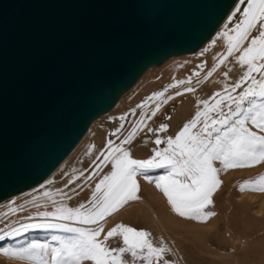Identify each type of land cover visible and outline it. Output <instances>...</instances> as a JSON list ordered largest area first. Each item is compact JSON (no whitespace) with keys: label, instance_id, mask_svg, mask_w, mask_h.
<instances>
[{"label":"water","instance_id":"water-1","mask_svg":"<svg viewBox=\"0 0 264 264\" xmlns=\"http://www.w3.org/2000/svg\"><path fill=\"white\" fill-rule=\"evenodd\" d=\"M235 0H0V201L43 182L151 66Z\"/></svg>","mask_w":264,"mask_h":264},{"label":"snow or ice","instance_id":"snow-or-ice-1","mask_svg":"<svg viewBox=\"0 0 264 264\" xmlns=\"http://www.w3.org/2000/svg\"><path fill=\"white\" fill-rule=\"evenodd\" d=\"M238 4L244 7L237 6L229 19L236 18L240 22L230 30L225 25L226 31L221 35L226 40V52L215 57V63L208 68L203 79L208 80L222 66H226L230 57L243 69L239 79L231 84L225 83L223 89L209 99L198 101L202 108L174 137L166 139H161L158 133L166 132L167 124L152 128L147 121L156 117L161 107L175 97L195 93L196 89L191 86L193 76L199 77L207 65L197 66L199 70L192 76L153 93L137 106L141 109L139 118L120 143L109 140L107 148L93 161L90 172L86 174L82 171L66 182L67 188L82 180L83 183L77 185L82 188L104 167L111 166L110 171L95 183L91 197L85 203L75 208L68 207L55 198L70 200L72 197L68 192L62 189H57L55 193L45 191L43 196L54 210L38 211L36 216L42 218L38 222L21 224L10 231L0 229L3 233L0 241L8 236H18L28 229H55L69 235H53L51 241L55 243L32 241L21 247L0 246V255L27 261L28 264H171L166 259L170 249L164 244L154 245L147 231L118 223L102 239L101 233L104 232L107 217L129 202L140 199L138 174L155 184L178 216L206 223L216 215L205 209L213 204V195L222 183L218 174L232 168L264 164V0H238ZM240 13L242 18L238 15ZM231 71L232 68L228 67L223 72L226 81ZM197 83H200L199 79ZM185 85L188 86L180 90ZM170 89H176L174 94H168ZM123 128L121 124L112 135L116 136ZM145 130L156 136V145L166 144V147L154 148L153 155L148 159H134L125 145H131L138 133ZM217 161L219 168L214 166ZM154 169L165 172L153 179L148 173ZM245 189L264 192V175L256 181L242 183L240 191ZM70 191L78 195L75 188ZM36 199L33 197V202ZM34 206L39 208L41 205L34 203ZM18 210L11 208L9 212ZM113 237H119L122 246L109 247L107 241ZM126 255L131 259H125Z\"/></svg>","mask_w":264,"mask_h":264},{"label":"rangeland","instance_id":"rangeland-1","mask_svg":"<svg viewBox=\"0 0 264 264\" xmlns=\"http://www.w3.org/2000/svg\"><path fill=\"white\" fill-rule=\"evenodd\" d=\"M243 6L244 5H242V7ZM177 109V104L161 107L156 117H154V121L151 123L152 128H158L160 124L168 125L166 132L158 133L161 139H166L170 136L174 137L175 132H173L172 124L175 121ZM167 117H171V119H167ZM107 121L101 123L99 127H114L117 122L115 117ZM122 124L124 125V128L116 136L112 135L116 129L108 131L105 134V140L102 142L103 150L107 148L106 146L109 140H112L114 143H120V140L127 135V132L132 126V112L128 113ZM155 139V135L148 133L147 131H143L138 133L131 145H125V147L129 149L132 158L148 159L153 155L152 150L154 148L159 147L162 149L166 147V144L156 145L154 143ZM142 150H146L144 151L146 154L139 157V152H143ZM89 152V148H80V150L76 152V156L74 155L73 158H71L70 161L62 168V170L60 169L56 175L49 180L52 183H49V181L43 182V184L35 186L36 188L34 187L35 189L34 191L32 190V192L24 191L16 194L17 196L14 195L9 197L0 202V207H8L11 205H8L10 202L4 204L6 200L8 201V199L11 198V203L14 201L13 199L20 198L32 200V197H36L39 200H44V198L46 199V197L43 196L45 191L55 193L57 189H62L65 190V192H68L70 190H68V188H70V186H74V184H72L67 188L65 187V184L70 179L71 174L76 173L80 168L84 169L86 174L92 170L94 160L91 158L92 156ZM86 153H88L89 157ZM214 166L219 168V162H214ZM110 169V165L104 167L102 171H100L99 175L82 188L75 186L74 188H77L76 192L78 195L72 192V199H66V201L69 202V205L75 208L78 207L79 204L85 203L91 197L95 183L98 182L102 175L107 174ZM164 172L165 170L163 169H154L150 170L148 175L155 179L156 176L163 175ZM218 175L222 183L213 195V204L205 209V211L215 212L216 215L211 217L206 223L188 220L179 216V225H181L179 226V229L181 230L176 228L179 233H172V236L174 235L173 238L176 239L180 252L182 250L181 254L182 256L184 255V261L187 264H264V192L254 191L251 189L240 191V185L242 183L245 181H256L261 175H264V164H258L253 167L232 168L227 171H221ZM136 179L140 185V191L138 192V196L140 197L139 200L143 202H151L152 204L154 203L153 205L156 210L159 211L158 209L163 206L162 202L167 203V198L159 195L154 196L149 190L151 187H155V184L149 183L148 180L144 178V175L138 174ZM45 205L48 206V203ZM136 205L131 206L126 210H121V212H119L115 217H107V222H102L104 223V232L101 233L100 238L102 239L107 231L116 224L123 223L124 225L133 227L137 230L149 232L151 234L149 238L154 245L160 246L161 244H164L157 233V230L153 227L151 222H149L150 219L147 218L145 214L144 216L141 215V212L138 210L139 206ZM6 213L10 212L6 211ZM27 213H22L26 215H22L19 218H13L12 213L10 216V214L5 215V212L0 211V229L10 231L11 228H18L21 224L38 222L42 219L32 214V212ZM27 216L32 218L34 217V219L29 220ZM180 222H182V224H180ZM226 224L229 225V229H227V231ZM186 227H188V232L185 230ZM198 227H200V229ZM192 229H194V231H197L198 229L202 231L204 230L203 232L206 233L205 240L200 241L198 238H194V235H192L194 231ZM229 233L233 234L236 240L238 239L235 247L229 246V244L225 241L226 235ZM2 234L3 233H0V235ZM53 235L69 234L59 232L55 229H28L26 232H21L18 236L5 237L4 240L0 241V246L21 247L32 241L55 243L51 241V237ZM107 244L109 247H120L122 246V240L119 237H113L107 241ZM125 259L130 260L131 258L126 255ZM166 259H168L171 264H179V260L173 252L171 253L169 251L166 253ZM0 264H28V262L0 255ZM137 264H139V262H137Z\"/></svg>","mask_w":264,"mask_h":264},{"label":"bare ground","instance_id":"bare-ground-1","mask_svg":"<svg viewBox=\"0 0 264 264\" xmlns=\"http://www.w3.org/2000/svg\"><path fill=\"white\" fill-rule=\"evenodd\" d=\"M237 6L242 7V5L238 4V0H235L234 4L229 9V11L225 15V17L220 22V24L212 32V34L209 36V38L207 40H205V42L197 50H195L193 52H189V53H183L180 55L170 56L168 59H166L160 65H151L139 77V79L133 84V86L129 90L125 91L120 96V98L116 102L115 106L111 110L99 115L91 123V125L89 126L85 135L82 137V139L79 141V143L75 146V148L52 171V173L43 182H47V181L51 180L53 178V176L56 175V173L60 169L62 170V168L70 161V159L73 158L74 155L76 156V152L78 150H80V148H89V151H90L89 153L92 156L91 158H93V160H95L96 156L103 150L102 142L105 140V134L108 131H113V129L119 128V126L125 120V119L121 120L120 119L121 116H124L126 118L128 113L132 112V124H133V122L139 118V115L141 113V109L137 107L138 105L143 104L148 99V97L151 96L153 93L158 92V91H162L165 87H167V85L174 83L175 81L183 80V79L188 78L189 76H192L193 72L199 70L197 68V66L202 65V64L207 65V67H205L204 70L200 72L199 77L193 76L191 86L196 89L195 93H185L182 96H177V97H175V99L169 101L167 104L162 106V107H166L167 105H171V104H173V105L177 104L178 105V109H177L176 114H175V121L172 124L173 132H175L174 133L175 135L177 132H179L181 130V128L183 127V125L186 122H188L190 119H192L194 117L195 112L197 110H199V108H202V105H198V101L209 99L215 92L221 91L223 89L225 83L231 84L235 80L239 79V76L242 75V73H243V69L238 64L235 63V61L232 57L229 58L227 65L222 66L216 73H214L212 75V77H210L206 81L203 79L208 68H210L215 63V57L218 54L226 52V49H227L226 40L221 35V33L226 31L225 25H228V30H230V29L235 28L236 24L240 22V20L236 19V18H233L231 20L229 19L231 13L235 10V8ZM239 16L242 18V13H240ZM255 34L256 33H253V35H255ZM205 49H207V51H205ZM228 67H231L232 71L229 73L230 78L226 81L223 77V72L226 71ZM197 79L200 80V83H197ZM186 86H188V85L181 86L180 90H182V88L186 87ZM175 91H176V89H170L168 94H174ZM151 106H152V103L150 102V107ZM133 110H135V114H133ZM144 111H147V109H144ZM113 117H115L116 121H117L116 125L114 127H111V126L109 128L99 127V125H101V123H103L107 120H110ZM111 121H115V120H111ZM153 121H154V118L147 121L149 127H152L151 123ZM104 148H105V146H104ZM144 151H146V150H144ZM144 151L141 153L139 152L138 156L141 157L142 155H145L146 153H144ZM86 154L89 157L88 153H86ZM81 166H83V165H81ZM215 167H217V166H215ZM80 169H82V168H80ZM80 169L76 173L71 174L70 178L77 176L82 171L85 172L84 169H82V170H80ZM43 182H41L37 185L39 186V185L43 184ZM80 183H83V181L82 180L76 181L74 186H70V188H68V190L71 188H74L75 186H77ZM37 185H35V186H37ZM35 186L31 187L32 189L29 188V190L28 189H27V191L25 190V192H32V190L34 191V189L36 188ZM63 191H65V190H63ZM149 191L151 193H153L154 196H156V195L157 196L158 195L164 196L163 193L155 187H151V189ZM68 194L71 196L72 192L69 190ZM28 196H29V194H28ZM10 197H12V196H10ZM13 198H16V197H13ZM55 198L58 200V202H61L65 205H67L68 207H72L71 205H69V202L66 201V199H64L63 201H60L59 197H55ZM25 199L26 198L13 199L14 201H12V203H11L12 198L8 199V201L6 200L4 204L10 202V203H8V205L9 204H11V205H9V206L7 205L8 207H5V206L3 207L1 205L2 207H0V211L6 213V211H9V209H11V208H17L19 210L15 213H12L13 214L12 217L13 218H19L22 215H26V214H22L24 212L25 213L32 212V214H34L36 216V213L38 211H52V210H54L51 203L47 201V198L46 199L44 198V200L36 199L35 202H33V199L32 200L31 199L25 200ZM13 202H15V203H13ZM34 203H38L41 206L39 208H37L34 206ZM46 203H48V206L45 205ZM136 204L139 206L138 210L141 212V215L144 216V214H145L146 217L150 219L149 222H151L153 227L157 230V233L159 234L163 243L170 249V252L171 253L173 252V254L176 256V258H178V260H179L178 263L179 264H187L184 261V258H183L184 255L182 256V254H181L182 250L180 252L179 247H178L177 242H176V239L173 238L174 235L172 236V233L176 234L178 232V230L176 228L179 229V226H181V225H179L180 217L176 213H174L170 210V205L168 203L162 202L163 206L160 209H158L159 211H157L155 206L153 205L154 203L152 204L151 202H143L140 200L131 201L127 205H125L123 208H121L118 212L114 213L112 215V217H115L119 212H121V210H126L127 208L134 206ZM16 213H19V214H16ZM9 214L11 216V213H9ZM3 217H4V215H3ZM33 219H34V217H33ZM180 224H182V222H180ZM187 228L188 227H186V229H185L186 232L189 231V230L187 231ZM198 228L200 229V227H198ZM216 228L218 229L217 226H216ZM199 229L197 231H194V229H192L194 231L192 235H194V238H198L200 241L205 240L206 233L203 232L204 230L202 231ZM227 229H229V225L226 224V231H227ZM179 230H181V229H179ZM183 232H185V231H183ZM183 234H187V233H183ZM186 236H188V235H186ZM237 240H236V238H234V235L231 233L227 234L226 238H225L226 243L229 244V246H231V247H235V245H237Z\"/></svg>","mask_w":264,"mask_h":264}]
</instances>
